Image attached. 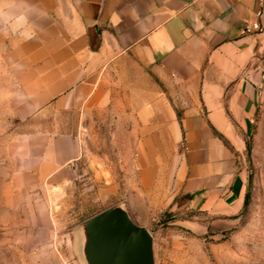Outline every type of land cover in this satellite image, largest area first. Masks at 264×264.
Returning a JSON list of instances; mask_svg holds the SVG:
<instances>
[{"label": "crops", "instance_id": "crops-1", "mask_svg": "<svg viewBox=\"0 0 264 264\" xmlns=\"http://www.w3.org/2000/svg\"><path fill=\"white\" fill-rule=\"evenodd\" d=\"M260 8L257 0H0V78L9 72L14 82L0 86V99L24 121L50 107L78 116L121 105L124 133L135 137V187L123 198L130 215L149 228V210L195 214L203 218L167 225L205 235L245 203L237 155L260 97L252 63L264 46V9L260 29L245 26ZM76 133H18L8 150L22 176L43 182L83 156Z\"/></svg>", "mask_w": 264, "mask_h": 264}, {"label": "rangeland", "instance_id": "rangeland-1", "mask_svg": "<svg viewBox=\"0 0 264 264\" xmlns=\"http://www.w3.org/2000/svg\"><path fill=\"white\" fill-rule=\"evenodd\" d=\"M252 65L260 97L244 132L245 148L237 155L248 175L243 209L236 219L214 224V229L221 228L205 235L186 230L180 222L167 225L203 217L149 210L155 264H264V46ZM0 80L6 89L14 86L9 72ZM123 115L122 106L112 104L78 116L50 107L24 121L0 99V264H83L76 226L123 202L135 187V137L124 133ZM40 130H76L83 156L36 183L22 176L18 153L8 149L18 133Z\"/></svg>", "mask_w": 264, "mask_h": 264}, {"label": "water", "instance_id": "water-1", "mask_svg": "<svg viewBox=\"0 0 264 264\" xmlns=\"http://www.w3.org/2000/svg\"><path fill=\"white\" fill-rule=\"evenodd\" d=\"M76 233L83 264H155L152 232L133 220L123 202L83 220Z\"/></svg>", "mask_w": 264, "mask_h": 264}, {"label": "built area", "instance_id": "built-area-1", "mask_svg": "<svg viewBox=\"0 0 264 264\" xmlns=\"http://www.w3.org/2000/svg\"><path fill=\"white\" fill-rule=\"evenodd\" d=\"M257 1L259 2L260 6H261V8L257 11V17H258V19H256L252 23L247 24L245 26V30L246 31L260 29V18L262 16L263 9H264V0H257Z\"/></svg>", "mask_w": 264, "mask_h": 264}]
</instances>
